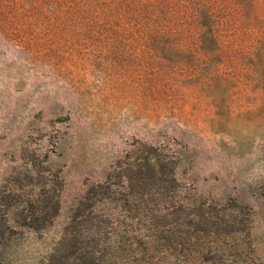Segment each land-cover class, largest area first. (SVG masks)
<instances>
[{
    "label": "rangeland",
    "instance_id": "1",
    "mask_svg": "<svg viewBox=\"0 0 264 264\" xmlns=\"http://www.w3.org/2000/svg\"><path fill=\"white\" fill-rule=\"evenodd\" d=\"M112 1L0 0V264H264V0Z\"/></svg>",
    "mask_w": 264,
    "mask_h": 264
},
{
    "label": "trees",
    "instance_id": "2",
    "mask_svg": "<svg viewBox=\"0 0 264 264\" xmlns=\"http://www.w3.org/2000/svg\"><path fill=\"white\" fill-rule=\"evenodd\" d=\"M207 4L210 0L204 4L197 0H113L111 9L117 22H143L139 36L170 41L182 39V28L189 30L194 21L200 23L207 18L217 25L218 16L208 10Z\"/></svg>",
    "mask_w": 264,
    "mask_h": 264
}]
</instances>
